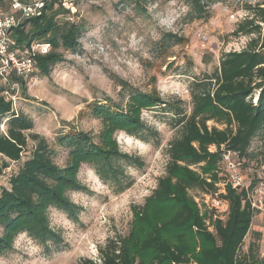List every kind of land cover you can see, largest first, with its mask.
Masks as SVG:
<instances>
[{
	"label": "trees",
	"instance_id": "16d2710c",
	"mask_svg": "<svg viewBox=\"0 0 264 264\" xmlns=\"http://www.w3.org/2000/svg\"><path fill=\"white\" fill-rule=\"evenodd\" d=\"M64 1L68 0H46L42 15L22 18L13 33L21 48L34 43L50 45L49 53L35 56L41 77L51 76L55 66L65 61V52H79L87 31L85 22L76 20L77 16L63 6ZM183 1L192 20H209L212 5L231 2ZM126 3L148 14L150 0ZM245 10L247 15L231 36L248 37L247 45L241 51L224 52L213 72L193 79L189 86L191 108L181 99L169 101L123 85L120 96L125 107L109 98L87 105L92 116L110 125L106 129L110 135L120 129L130 137L150 142L151 129L139 114L142 107L171 116L180 134L170 143L166 174L158 180L146 205L134 208L136 221L141 224L139 241L134 244L131 237L111 239L100 248L99 259H84L80 264H137L135 254L146 257L140 264H264V251L255 243L242 251L253 225L256 209L252 198L259 185L254 180L249 186L234 188L226 181L230 167L223 162L225 153H234L233 162L239 170L241 163L251 158L253 140L264 133V1L249 4ZM182 42L183 38L168 33L159 47L167 51ZM16 83L29 99L24 81L14 75L7 81L0 78V125L6 127L0 131V179L11 164H20L10 176L9 187L0 193V254L19 234H26L45 252L57 251L65 246V240L51 226L50 209L76 218L79 207L67 193L87 191L74 175L79 163L88 164L103 183L124 191L134 181L127 169L142 168L144 161L124 153L115 143L94 141L67 122L68 130L58 134L52 144L43 136L31 134L33 119L14 109ZM129 105L133 107L125 111ZM28 137L34 147L24 160ZM57 147L68 151L66 168L56 163ZM219 184L224 187L220 189ZM193 190L226 203L227 214L221 217L205 204L202 210L190 194Z\"/></svg>",
	"mask_w": 264,
	"mask_h": 264
},
{
	"label": "rangeland",
	"instance_id": "374dc122",
	"mask_svg": "<svg viewBox=\"0 0 264 264\" xmlns=\"http://www.w3.org/2000/svg\"><path fill=\"white\" fill-rule=\"evenodd\" d=\"M72 1L75 19L83 20L87 30L80 40V51L65 52V61L55 66L50 77L37 75L35 86L27 85L29 99L20 88L15 89L14 109L33 119L35 127L31 134L43 136L51 144L58 134L68 130L67 122L94 141L115 143L124 153L141 157L144 166L129 167L127 171L134 181L129 188L119 191L103 183L88 164L79 163L74 175L87 191L67 193L79 207L76 218L50 209L51 226L64 237L65 246L45 252L26 234H19L0 254V264H80L84 259H99L100 248L111 239L131 237L136 244L141 237V224L136 221L134 208L146 205L158 180L166 174L168 149L179 136V130L173 127L171 116L142 107L139 114L151 129L150 142L130 137L120 129L110 135L106 131L110 125L92 116L87 105L108 98L122 104L120 85H123L169 101L181 99L191 108L190 83L195 77L213 72L224 52L241 51L247 45L248 37H234L231 33L247 15L246 6L264 0H231L212 5L209 20H192L183 0H150L148 14L129 6L126 0ZM67 2L70 7L73 5ZM168 33L183 38V42L171 47L168 44V50L162 51L159 45ZM5 129L1 124L0 131ZM32 147L34 142L28 137L24 160ZM57 151L56 163L66 168L68 151L60 147ZM250 154L251 158H246L237 170L246 186L254 180L259 185L252 198L256 209L253 225L242 251L255 243L263 252L264 133L253 140ZM19 166L11 164L1 177L0 193L3 187H9L10 176ZM218 187L221 189L222 184ZM190 194L202 210L204 204L210 206V197L202 191L193 190ZM155 211L162 214L159 209ZM134 258L137 264L146 260L138 254Z\"/></svg>",
	"mask_w": 264,
	"mask_h": 264
},
{
	"label": "built area",
	"instance_id": "2783aa9c",
	"mask_svg": "<svg viewBox=\"0 0 264 264\" xmlns=\"http://www.w3.org/2000/svg\"><path fill=\"white\" fill-rule=\"evenodd\" d=\"M46 0H0V78L7 81L10 75L16 76L34 87L37 77L35 56L37 53L47 54L50 51L49 44L34 43L29 48H21L13 37L15 29L22 18H34L42 15ZM64 1L63 6L74 13V7L68 6ZM19 84H13V89H19ZM234 153H225L223 162L230 167L227 175V183L234 188L245 185L244 178L234 165ZM224 187V184H222ZM220 193H224L221 191ZM210 209H215L221 217L227 214L228 205L220 199L210 197ZM212 229V228H210Z\"/></svg>",
	"mask_w": 264,
	"mask_h": 264
}]
</instances>
